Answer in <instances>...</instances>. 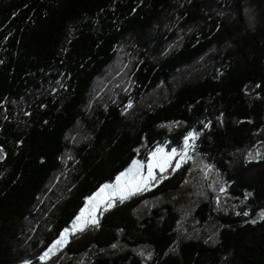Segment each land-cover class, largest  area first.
I'll use <instances>...</instances> for the list:
<instances>
[{"label":"trees","instance_id":"obj_1","mask_svg":"<svg viewBox=\"0 0 264 264\" xmlns=\"http://www.w3.org/2000/svg\"><path fill=\"white\" fill-rule=\"evenodd\" d=\"M191 131L225 202L187 162L41 261ZM26 263L264 264V0H0V264Z\"/></svg>","mask_w":264,"mask_h":264},{"label":"snow or ice","instance_id":"obj_2","mask_svg":"<svg viewBox=\"0 0 264 264\" xmlns=\"http://www.w3.org/2000/svg\"><path fill=\"white\" fill-rule=\"evenodd\" d=\"M196 138V133H188L184 141L185 151L179 153L182 158L186 157V150L192 147V145L189 144V140L191 139L194 141ZM176 155L177 150L175 148L171 149L169 153H165L163 148L157 149V151L152 154V160L147 162V175H144L142 172V169L145 168V164L141 161L133 160L128 170L117 177L115 184L103 185L93 196L89 198L88 207L86 209H82L80 215L76 217L71 231L73 233L76 231H82L85 224L95 223V213L100 207L101 203H106L110 207L114 197L119 198L122 202L128 195L145 190L149 185V181L156 180L153 169L159 168L161 172L165 171L167 167L171 166L170 162ZM175 166L179 167V163H177ZM108 189H111V191L107 192V196H105V193ZM245 215H247V213H245ZM68 234L69 229L66 228L61 234L60 239L56 240L52 248L49 249V252H52L53 249L64 244ZM48 255L49 253L46 252L45 257Z\"/></svg>","mask_w":264,"mask_h":264},{"label":"rangeland","instance_id":"obj_3","mask_svg":"<svg viewBox=\"0 0 264 264\" xmlns=\"http://www.w3.org/2000/svg\"><path fill=\"white\" fill-rule=\"evenodd\" d=\"M193 132V131H191ZM195 133V132H194ZM188 135V134H187ZM186 135V136H187ZM197 136V134H196ZM186 138V137H185ZM184 140L182 141V143L178 146L169 148L166 144H159L150 154L149 159L147 161L136 158L135 160L141 161L142 163L145 164V168L142 169V172L144 175H147V162L149 160H152V154L155 153L157 151V149L163 148L165 153H169L171 151V149L175 148L177 150V155L173 157V159L171 160V166L167 167V169L163 172H161V170L159 168H154L153 169V173L156 176V180L159 179L160 176L165 175L166 173L179 169L184 163L187 162H191L192 163V170H191V175L189 178V181L187 183V187L185 188V192L189 195L193 192H199L200 190H202L203 188H209L211 191H213V193L215 194V196L217 195V199L220 200L221 204L223 202H225L227 199V194H226V186L223 184V182L221 181V178L219 177L218 173L213 169V167L209 164H207L205 161H203L201 158L195 156V147H196V139L194 141H192L191 139L189 140V144L192 145V147L188 148L186 150L187 155L186 157L182 158L179 153H181L182 151H185L184 149ZM177 163H179V167H176L175 165H177ZM131 166V165H130ZM129 166V167H130ZM128 167V168H129ZM128 168L126 170H124L122 173L126 172L128 170ZM122 173H120L118 176H120ZM117 176V177H118ZM117 179V178H116ZM156 180H152L149 181V185L145 190L150 189ZM116 180L112 183H106L108 185H112L115 184ZM105 185V184H104ZM142 190V191H145ZM111 189H108L105 193V196H107V192H110ZM141 192V191H138ZM135 192V193H138ZM134 193V194H135ZM95 194V193H94ZM93 194V195H94ZM92 195V196H93ZM130 196V195H128ZM127 196V197H128ZM90 198V197H89ZM119 198H113L112 200V204L118 200ZM89 200V199H88ZM88 200L86 205L83 207V209H86L88 207ZM108 205L106 203H101L100 207L97 209L96 213H95V217H96V222L95 223H88L85 224L83 226V229L96 224L99 220L100 214L102 212V210L107 207ZM81 213V212H80ZM80 215V214H79ZM76 220V219H75ZM75 222V221H74ZM73 225V224H72ZM72 228V226H71ZM71 228H69V234L67 236L66 242L64 244H62L59 247H56L55 249H53L52 252H49V249L52 248V246L54 245V243L43 253V255L41 256V261L42 262H47L57 256H61L63 250L66 248L68 242L70 241V239L72 238V236L74 234H76L79 231H76L75 233H73L71 231ZM61 237V236H60ZM60 237L58 239H60ZM57 239V240H58ZM49 253V255L47 257H45V253ZM62 257V256H61ZM60 257V258H61ZM28 264V263H26ZM58 264V263H57Z\"/></svg>","mask_w":264,"mask_h":264}]
</instances>
